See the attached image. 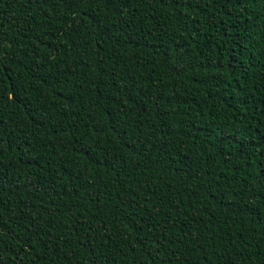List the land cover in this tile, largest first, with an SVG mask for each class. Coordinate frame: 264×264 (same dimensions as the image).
Returning a JSON list of instances; mask_svg holds the SVG:
<instances>
[{"label":"trees","instance_id":"16d2710c","mask_svg":"<svg viewBox=\"0 0 264 264\" xmlns=\"http://www.w3.org/2000/svg\"><path fill=\"white\" fill-rule=\"evenodd\" d=\"M0 264H264V0H0Z\"/></svg>","mask_w":264,"mask_h":264}]
</instances>
